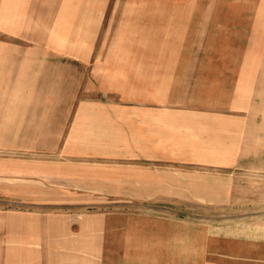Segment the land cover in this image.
Here are the masks:
<instances>
[{
	"label": "crops",
	"instance_id": "1",
	"mask_svg": "<svg viewBox=\"0 0 264 264\" xmlns=\"http://www.w3.org/2000/svg\"><path fill=\"white\" fill-rule=\"evenodd\" d=\"M128 5L119 33L127 61L120 62L73 61L67 45H8L19 34L0 22V151L33 156L31 164L11 159V169L1 161L0 171L25 177L26 167L27 177L53 184L42 193L65 199L47 206L46 221L8 211L0 219V264L182 261L185 223L156 216L148 202L160 194L139 196L131 183L158 181L152 167L208 166L221 158L208 161L209 152L245 148L240 135L248 98L263 83L260 63L226 42L217 47V31L223 40L229 31L214 13L185 8L197 4ZM68 27L64 21L59 36L68 37ZM231 155L223 163L232 164ZM102 182L114 187L86 188ZM166 246H179L180 256Z\"/></svg>",
	"mask_w": 264,
	"mask_h": 264
},
{
	"label": "rangeland",
	"instance_id": "2",
	"mask_svg": "<svg viewBox=\"0 0 264 264\" xmlns=\"http://www.w3.org/2000/svg\"><path fill=\"white\" fill-rule=\"evenodd\" d=\"M184 1L197 4L187 5L186 9L216 15L217 27L225 25L229 31L225 40L217 31L216 46L226 42L232 49H241V57L259 62L263 83L256 97L249 96L247 101V133L240 135L245 148L236 150L232 144L235 151L225 148L209 152L208 161L221 158L208 166L152 167L151 178L158 181L131 184L139 186L134 191L139 196L158 193L161 198H152L151 202L134 200L156 207L158 217L185 223L183 260H168L167 264H264V0ZM128 3L129 0H88V5L81 6L77 0H0V22L5 21L7 29L19 34L9 35L8 45H67L74 51L73 61H127L126 43L120 40L119 33L128 20ZM79 13L81 19L75 16ZM64 21L69 25L65 38L57 32ZM50 29L56 30L55 37H49ZM5 38L0 34V40ZM229 152L233 154L228 158L232 164L223 163ZM32 157L30 152L0 151V162L4 163L20 159L31 164ZM10 163L13 162H9L8 169L15 168ZM29 171L25 167V177L11 176L10 170L2 175L0 171V219L8 211H17L20 213L13 215L22 216L19 220L46 221L52 213L47 206L64 202L63 198L42 193L53 189V184L27 177ZM86 185H90L86 187L89 189L114 187L103 182ZM5 193L17 196L6 198ZM163 248L169 255L174 248L180 256L179 246Z\"/></svg>",
	"mask_w": 264,
	"mask_h": 264
}]
</instances>
